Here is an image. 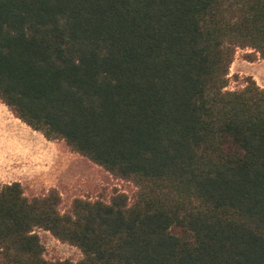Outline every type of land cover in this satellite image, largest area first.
<instances>
[{
	"label": "trees",
	"instance_id": "obj_1",
	"mask_svg": "<svg viewBox=\"0 0 264 264\" xmlns=\"http://www.w3.org/2000/svg\"><path fill=\"white\" fill-rule=\"evenodd\" d=\"M236 49L264 59V0H0V101L136 189L61 212L5 184L0 264H264V88L225 90Z\"/></svg>",
	"mask_w": 264,
	"mask_h": 264
},
{
	"label": "rangeland",
	"instance_id": "obj_2",
	"mask_svg": "<svg viewBox=\"0 0 264 264\" xmlns=\"http://www.w3.org/2000/svg\"><path fill=\"white\" fill-rule=\"evenodd\" d=\"M249 79L264 88V59L251 49H236L225 90H239ZM23 128V123H17L0 101V189L18 182L28 198L55 189L61 198V212L68 211L74 199L109 202L116 192L124 193L132 201L136 189L131 183L112 177L72 152L62 141L46 140L37 132L33 134L29 127L26 134ZM35 232L47 261L76 263L82 259L77 248L57 241L49 232L40 229ZM179 233L178 229H172V234Z\"/></svg>",
	"mask_w": 264,
	"mask_h": 264
},
{
	"label": "crops",
	"instance_id": "obj_3",
	"mask_svg": "<svg viewBox=\"0 0 264 264\" xmlns=\"http://www.w3.org/2000/svg\"><path fill=\"white\" fill-rule=\"evenodd\" d=\"M2 103V102H1ZM10 111V110H9ZM11 112V111H10ZM12 114V113H11ZM13 115V114H12ZM14 116V115H13ZM15 118V117H14ZM15 120L17 121V123H22L19 119H17V118H15ZM23 125H24V127H25V130H24V128L22 129V130H24V132L27 134L28 133V130H30L29 128H28V126L26 125V124H24L23 123ZM27 129V130H26ZM33 134H36V131H33L32 129L30 130ZM37 133H39V132H37ZM40 134V133H39Z\"/></svg>",
	"mask_w": 264,
	"mask_h": 264
}]
</instances>
